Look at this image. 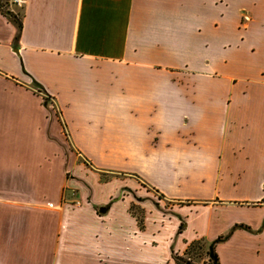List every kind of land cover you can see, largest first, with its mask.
Segmentation results:
<instances>
[{
	"label": "crops",
	"instance_id": "0c3cea01",
	"mask_svg": "<svg viewBox=\"0 0 264 264\" xmlns=\"http://www.w3.org/2000/svg\"><path fill=\"white\" fill-rule=\"evenodd\" d=\"M6 10L0 264H152L158 251L157 264H179L172 255L195 240L214 245L218 264H264V0ZM77 156L89 166L71 208L60 170ZM97 171L124 178L98 192ZM147 188L162 198L141 202L138 227L127 207Z\"/></svg>",
	"mask_w": 264,
	"mask_h": 264
},
{
	"label": "rangeland",
	"instance_id": "374dc122",
	"mask_svg": "<svg viewBox=\"0 0 264 264\" xmlns=\"http://www.w3.org/2000/svg\"><path fill=\"white\" fill-rule=\"evenodd\" d=\"M7 7V6H6ZM35 92L39 93L43 99V101L46 102L48 108L53 112L55 115H59V112L57 110V107H53L52 105L53 100L51 99V96L47 95V93L42 92L37 87L31 85ZM89 166L86 161L81 159L80 157H75V159L71 160L67 166H65L62 170H60V201L68 203L69 207L79 206L81 205L83 201V185L81 182V179L78 178V176H81L82 165ZM87 172V171H86ZM97 178L94 180L93 183L95 187L97 188L98 192L104 191L107 186L109 188L116 187L117 184L121 182V179L124 178L123 174L118 173H112V172H100L97 171ZM120 181V182H119ZM123 183V182H122ZM141 189V187H140ZM136 190V193H133V196H130V200L128 203L127 210L128 212L133 215L136 218L138 227H143V217L145 216V208L143 207V204L141 203L144 200L150 199L153 201H157L158 199H161V195L158 194L156 191H154L151 188H147L146 190ZM42 193H39L36 191V198L41 199ZM107 195V194H106ZM109 200V199H108ZM164 202V201H163ZM171 202L166 201L163 205L165 208L169 206ZM106 204V203H105ZM102 204V205H105ZM152 253V254H151ZM164 252L158 251L156 253L149 252L150 255H148L149 263L157 264L158 260L164 258ZM178 255V254H175ZM180 256L182 259H188L193 264H209L211 260L209 259L208 254L205 252V248L202 245H198L195 243L188 244L186 249L182 252ZM160 260V261H161ZM160 261L158 263H160Z\"/></svg>",
	"mask_w": 264,
	"mask_h": 264
},
{
	"label": "trees",
	"instance_id": "16d2710c",
	"mask_svg": "<svg viewBox=\"0 0 264 264\" xmlns=\"http://www.w3.org/2000/svg\"><path fill=\"white\" fill-rule=\"evenodd\" d=\"M0 9L2 10L3 13H5L8 17H12L14 19L15 18V15L9 11V10H6L2 7V4L0 3ZM48 95V94H47ZM191 243H195V244H198V245H202L203 244V247L205 248V252L208 254L209 256V259L211 260V262L209 264H218V258H217V254L214 250V245L213 244H210L209 246H206L201 240H195ZM190 243V244H191ZM173 259L175 260V262L179 263V264H193L191 261H189L188 259H182L180 256L178 255H172Z\"/></svg>",
	"mask_w": 264,
	"mask_h": 264
},
{
	"label": "built area",
	"instance_id": "2783aa9c",
	"mask_svg": "<svg viewBox=\"0 0 264 264\" xmlns=\"http://www.w3.org/2000/svg\"><path fill=\"white\" fill-rule=\"evenodd\" d=\"M0 3L2 4L3 8L6 9L8 4L21 7L24 4V0H0Z\"/></svg>",
	"mask_w": 264,
	"mask_h": 264
},
{
	"label": "water",
	"instance_id": "95a60500",
	"mask_svg": "<svg viewBox=\"0 0 264 264\" xmlns=\"http://www.w3.org/2000/svg\"><path fill=\"white\" fill-rule=\"evenodd\" d=\"M46 104V103H45ZM107 208V206H102V207H100V211H105V209Z\"/></svg>",
	"mask_w": 264,
	"mask_h": 264
}]
</instances>
